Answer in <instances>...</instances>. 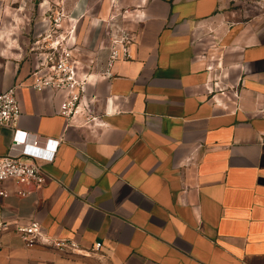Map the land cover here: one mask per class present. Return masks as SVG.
Masks as SVG:
<instances>
[{"label": "crops", "instance_id": "obj_1", "mask_svg": "<svg viewBox=\"0 0 264 264\" xmlns=\"http://www.w3.org/2000/svg\"><path fill=\"white\" fill-rule=\"evenodd\" d=\"M61 12L92 79L89 126L60 115L67 92L30 87L32 44ZM107 23L132 37L111 80ZM13 87L17 130L60 143L43 186H0V264H264V0H0V95ZM15 135L0 128V158ZM30 222L102 248H26Z\"/></svg>", "mask_w": 264, "mask_h": 264}, {"label": "built area", "instance_id": "obj_2", "mask_svg": "<svg viewBox=\"0 0 264 264\" xmlns=\"http://www.w3.org/2000/svg\"><path fill=\"white\" fill-rule=\"evenodd\" d=\"M64 18L62 12L50 16L43 31L36 36L32 44L31 55L37 65L30 75V87L35 91H46L51 95L58 91L67 92L68 97L61 105L60 115L67 120L82 117L84 125L89 126L97 119L91 114V98L87 94V87L92 84V79L90 76L79 75L78 62L74 56L77 27L73 26L67 34H64L61 28ZM131 43L132 37L129 32L122 28H114L110 23L105 25L100 48L107 50L108 54L105 66L97 74V78L113 79L115 65L132 59ZM208 71L220 73L221 67L214 68L211 65ZM214 80V90H219L222 94L225 90L219 88L220 81L216 78ZM20 118L21 111L15 87H13L0 95V128H9L16 132L7 155L0 158V186L13 182L38 189L48 180L42 163L53 162L60 142L22 134L17 130ZM17 194L23 197L28 192L19 191ZM10 195L9 191L0 189V198L6 199ZM8 227V224L0 223V230L6 231ZM15 233L26 248L43 245L55 248L62 253H85L86 255L96 254L102 248V245L98 243L90 250H84L73 240L51 239L46 236L37 222L16 225Z\"/></svg>", "mask_w": 264, "mask_h": 264}]
</instances>
